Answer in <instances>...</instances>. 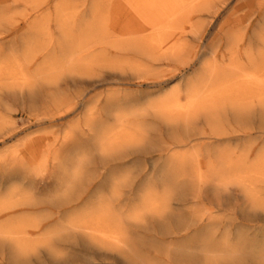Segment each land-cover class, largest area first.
Wrapping results in <instances>:
<instances>
[{"label":"rangeland","instance_id":"1","mask_svg":"<svg viewBox=\"0 0 264 264\" xmlns=\"http://www.w3.org/2000/svg\"><path fill=\"white\" fill-rule=\"evenodd\" d=\"M0 264H264V0H0Z\"/></svg>","mask_w":264,"mask_h":264},{"label":"bare ground","instance_id":"2","mask_svg":"<svg viewBox=\"0 0 264 264\" xmlns=\"http://www.w3.org/2000/svg\"><path fill=\"white\" fill-rule=\"evenodd\" d=\"M37 211V210H36Z\"/></svg>","mask_w":264,"mask_h":264}]
</instances>
